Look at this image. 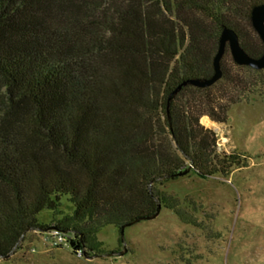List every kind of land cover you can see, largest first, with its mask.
<instances>
[{"label":"trees","instance_id":"16d2710c","mask_svg":"<svg viewBox=\"0 0 264 264\" xmlns=\"http://www.w3.org/2000/svg\"><path fill=\"white\" fill-rule=\"evenodd\" d=\"M262 4L0 0V258L28 231L50 227L38 221L42 211L84 256L101 253L103 228L150 217L157 202L203 230L155 185L247 167L245 156L218 151L215 132L201 124L204 116L227 123L242 92L225 95V104L214 97L225 79L222 57L218 82L187 84L168 98L182 83L212 76L223 28L261 56L250 12Z\"/></svg>","mask_w":264,"mask_h":264},{"label":"rangeland","instance_id":"374dc122","mask_svg":"<svg viewBox=\"0 0 264 264\" xmlns=\"http://www.w3.org/2000/svg\"><path fill=\"white\" fill-rule=\"evenodd\" d=\"M222 62L225 79L213 89L214 97L223 104L225 95L242 92L243 98L231 106L227 123L204 116L201 124L215 132L218 151L245 156L247 167L227 178L204 180L189 173L155 185L175 198L203 230L184 225L161 206L156 218L124 229L125 245L119 229L107 226L97 234L101 253L78 256V244L68 235L62 246L50 243L53 215L42 211L37 219L50 227L28 231L0 264H264V70L238 68L227 48ZM237 79L240 86L229 82ZM61 211L66 215L72 209L63 201ZM108 253L122 254L103 256Z\"/></svg>","mask_w":264,"mask_h":264},{"label":"water","instance_id":"95a60500","mask_svg":"<svg viewBox=\"0 0 264 264\" xmlns=\"http://www.w3.org/2000/svg\"><path fill=\"white\" fill-rule=\"evenodd\" d=\"M250 24L254 32L256 33L257 37L261 41V43L264 46V4L257 5L251 9L250 12ZM226 48L229 50L230 56L234 64L237 66H243V67H249L252 70L255 71H262L264 70V53L259 56L258 58H253L249 56L241 47L238 41L237 35L228 28H223L219 41H218V48L217 52L213 59V74L209 79L205 80H190L187 82L182 83L168 98V104L171 101L172 97L182 88L183 86L190 84L197 88H207L212 85H214L216 82H218L222 77V71L220 68V61L223 57ZM161 210V205L159 202H157V210L154 215L135 220L134 222L128 224L127 226H131L133 224H136L143 220H152L156 218ZM126 228V226H122L120 228V236L122 240V244L125 245V241L123 238V231ZM122 254V253H121ZM121 254H113L108 253L103 255L104 257H114ZM98 256H93L91 259H94Z\"/></svg>","mask_w":264,"mask_h":264},{"label":"built area","instance_id":"2783aa9c","mask_svg":"<svg viewBox=\"0 0 264 264\" xmlns=\"http://www.w3.org/2000/svg\"><path fill=\"white\" fill-rule=\"evenodd\" d=\"M49 239H50V243L53 246L55 247L62 246L65 242V234L55 228H52L49 231ZM76 252L78 256H82L81 248L77 247Z\"/></svg>","mask_w":264,"mask_h":264},{"label":"bare ground","instance_id":"6f19581e","mask_svg":"<svg viewBox=\"0 0 264 264\" xmlns=\"http://www.w3.org/2000/svg\"><path fill=\"white\" fill-rule=\"evenodd\" d=\"M205 121V120H204ZM205 122H207V124L209 123V124H211L209 121H205Z\"/></svg>","mask_w":264,"mask_h":264},{"label":"crops","instance_id":"0c3cea01","mask_svg":"<svg viewBox=\"0 0 264 264\" xmlns=\"http://www.w3.org/2000/svg\"><path fill=\"white\" fill-rule=\"evenodd\" d=\"M206 119H208V118H206ZM209 120V119H208Z\"/></svg>","mask_w":264,"mask_h":264}]
</instances>
